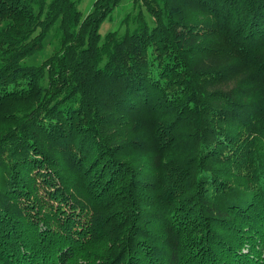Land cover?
<instances>
[{
  "label": "trees",
  "instance_id": "trees-1",
  "mask_svg": "<svg viewBox=\"0 0 264 264\" xmlns=\"http://www.w3.org/2000/svg\"><path fill=\"white\" fill-rule=\"evenodd\" d=\"M123 1L0 0V264H264V0Z\"/></svg>",
  "mask_w": 264,
  "mask_h": 264
},
{
  "label": "rangeland",
  "instance_id": "rangeland-1",
  "mask_svg": "<svg viewBox=\"0 0 264 264\" xmlns=\"http://www.w3.org/2000/svg\"><path fill=\"white\" fill-rule=\"evenodd\" d=\"M79 3V9L81 10L84 17H86L93 6V3L95 0H77ZM133 0H124L122 4L116 9V11L113 14L112 20L105 21L101 28H100V34L104 38L109 32L120 30L121 33L124 32L125 29L121 28V23L124 20V18L128 15V13H131L133 11ZM136 12V11H135ZM57 47V42L55 40H52L51 37H49L45 43L44 51L38 53L36 56L31 57L28 59L27 63L31 65H39L41 64L45 59H47L55 48ZM107 246L105 243L97 244L94 247V252L97 255L102 254L106 250ZM82 259H78V264H82ZM85 264V263H83Z\"/></svg>",
  "mask_w": 264,
  "mask_h": 264
}]
</instances>
